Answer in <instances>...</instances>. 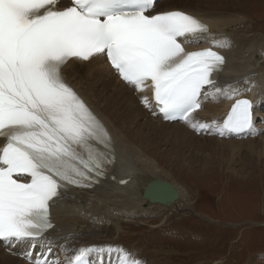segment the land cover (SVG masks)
Segmentation results:
<instances>
[{"label":"snow or ice","instance_id":"obj_1","mask_svg":"<svg viewBox=\"0 0 264 264\" xmlns=\"http://www.w3.org/2000/svg\"><path fill=\"white\" fill-rule=\"evenodd\" d=\"M0 0V241L26 242L32 264H145L118 244L59 246L50 204L69 187L90 188L114 163L112 138L102 121L65 81L70 60L106 56L150 110L194 131L255 130L254 102L234 85H218L225 57L214 47L187 51L202 40L227 47L209 26L180 10L156 11V0ZM183 41V43H182ZM203 99H234L221 122H200ZM125 183V181H121ZM39 244L41 251L32 249ZM74 253L69 256L68 252Z\"/></svg>","mask_w":264,"mask_h":264},{"label":"bare ground","instance_id":"obj_2","mask_svg":"<svg viewBox=\"0 0 264 264\" xmlns=\"http://www.w3.org/2000/svg\"><path fill=\"white\" fill-rule=\"evenodd\" d=\"M160 1L155 5L156 11H184L207 24L215 39H227L229 42L227 47L214 46L203 40L199 43H184V45L189 50L214 47V50L224 55L225 64L218 75L220 87L234 85L241 89L251 88L250 91H241L240 97L237 98H248L254 102L253 118L257 129L252 132L257 138L255 139L254 135H247L249 132L237 136H232L230 133L220 135L215 128L197 132L185 122H164L155 115L154 107L150 110L141 102V96L145 95L151 100L150 89L137 92L133 87L121 82L102 56L87 62L70 60L62 68V75L110 133L115 162L107 167V170L114 179L106 177L83 190L69 188L67 191H62L61 197L55 203L50 204V217L54 227L45 235L55 245L53 255L58 254L59 246L65 243L68 249L81 245L111 243L114 238L110 232L118 228L121 220H138L142 223L143 217L156 204L160 205L142 197L145 187L154 179H161V175H169L157 165L155 158H152L159 155V151H166L167 155L162 158L166 159L169 165L173 163L175 166L183 165L192 157L196 161L198 147L210 145L211 152L214 155L219 154L217 158H222L226 163V157L214 149L217 143L230 148L240 146V150L245 143V153L256 154L257 151L264 153V110H257L261 106L264 107V93L259 91L264 76V37L256 35L249 18L245 20V15L240 14L238 0H182L186 3V8H183L187 10L171 7L174 0ZM204 1L209 2L204 3ZM79 72L86 74V77L80 74L86 86H80L69 79L71 74ZM107 74L111 76L109 84L113 86V91L108 96H103L97 88H92L95 87V83L100 87L103 83L105 86L103 89H106ZM232 103L234 99L220 98L213 102L202 97V106L193 114L194 118L200 122H211L214 119L221 122L226 118ZM147 109L152 113L150 116L146 115ZM144 129L147 130L146 136L141 134ZM206 132L217 135L204 136ZM163 145L166 146L165 149H161ZM190 152L192 156L188 155ZM126 178H129L126 185L119 183V180ZM173 187L178 192L177 200L169 205H161V208L185 209L187 203L181 202L185 196L181 195L180 189L174 185ZM27 248L26 242L7 246L5 242H0V264H21L23 259L25 264H32L24 256ZM32 251L34 255H38L41 251L39 244ZM73 254L71 251L68 252L69 256ZM104 259L107 264L109 258L105 256Z\"/></svg>","mask_w":264,"mask_h":264},{"label":"rangeland","instance_id":"obj_3","mask_svg":"<svg viewBox=\"0 0 264 264\" xmlns=\"http://www.w3.org/2000/svg\"><path fill=\"white\" fill-rule=\"evenodd\" d=\"M183 1L174 0L171 7L187 10ZM238 1L240 14L245 15V20L249 18L256 35L264 37V0ZM76 74H71L69 79L86 86L80 75L86 77V74ZM105 79L108 81L106 89L103 83L101 87L95 83L92 89L97 88L101 95L108 96L113 91L109 84L111 76L107 74ZM259 91L264 93V76ZM257 110L262 111L264 107ZM151 114L147 109L146 115ZM141 134L146 136L147 130ZM213 135L217 134L206 132L204 136ZM247 135L254 134L251 131ZM254 136L256 139V134ZM210 146L198 147L197 160L192 157L181 166L169 165L162 158L167 155L166 151L153 156L157 165L169 174L161 175V180L181 190V195L185 196L181 202L185 201L187 207L171 210L156 204L142 223L121 220L118 228L110 232L114 238L111 244L134 250L146 264H264V153L247 152L248 156L245 143L241 150L240 146L230 148L217 143L214 149L226 157L225 163L217 158L219 154L211 152ZM165 148V145L161 147ZM21 264H25L24 259Z\"/></svg>","mask_w":264,"mask_h":264},{"label":"water","instance_id":"obj_4","mask_svg":"<svg viewBox=\"0 0 264 264\" xmlns=\"http://www.w3.org/2000/svg\"><path fill=\"white\" fill-rule=\"evenodd\" d=\"M142 197L160 205H169L177 200L178 192L170 182L157 178L147 184Z\"/></svg>","mask_w":264,"mask_h":264}]
</instances>
